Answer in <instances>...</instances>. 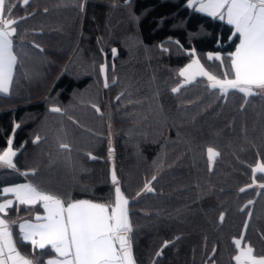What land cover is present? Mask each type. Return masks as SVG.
I'll return each mask as SVG.
<instances>
[{"label":"trees","instance_id":"trees-1","mask_svg":"<svg viewBox=\"0 0 264 264\" xmlns=\"http://www.w3.org/2000/svg\"><path fill=\"white\" fill-rule=\"evenodd\" d=\"M5 2V18L18 21L17 64L0 95V153L12 139L17 155L0 189L28 181L65 201L105 202L115 168L135 264H236L234 239L264 254V174L253 182L264 162V97H224L203 78L172 91L189 52L235 50L231 26L187 0ZM214 64L207 71L223 79L229 61ZM209 148L219 155L210 160ZM148 181L152 192L142 191ZM42 252L41 261L52 256Z\"/></svg>","mask_w":264,"mask_h":264},{"label":"snow or ice","instance_id":"snow-or-ice-1","mask_svg":"<svg viewBox=\"0 0 264 264\" xmlns=\"http://www.w3.org/2000/svg\"><path fill=\"white\" fill-rule=\"evenodd\" d=\"M23 3L27 5L28 0H23ZM11 7L13 5H6L5 0H0V93L4 94L10 93L17 64L13 37L16 36L14 25L18 21L5 18L6 12L10 15ZM186 7L230 25L229 40L235 37L239 42L235 44L234 51L223 56L219 52L208 54L209 60L219 61L221 65L225 59L229 61L223 79L208 72L199 59L194 58L179 71L184 83H191L197 76L206 77L209 82L207 86L218 89L224 97L230 91L242 93L245 98L255 95V90L264 91V0H187ZM116 51L112 49L114 55ZM188 54L195 56L194 50ZM112 67L114 70V65ZM99 71L104 76V87L107 88L108 65L101 64ZM172 91L179 92L180 88H173ZM96 110L99 111V108ZM50 111L59 113L61 109L52 107ZM39 140L37 136L36 141ZM11 144L9 139L8 148L0 154V166L15 169L13 157L16 153ZM61 147L67 148V145L62 144ZM208 154L210 160L219 155L211 148ZM256 173L264 174V162L253 168L254 183ZM23 175L27 177L29 173ZM111 180L115 186L114 195L105 202L93 199L65 201L57 195L41 191L31 183L0 189V194L14 197L0 202V264H33L18 250L9 221L4 218L14 203L42 205L44 215H37L35 222L25 220L19 223L18 230L19 239L30 244L33 250L49 249L54 253L46 264H135L129 237L133 230L129 218V200L121 189L115 168ZM151 180H156V177L152 176ZM259 187L264 188V183ZM142 191H154L150 181L145 183ZM16 210H19L18 207ZM234 245L237 250L234 256L236 264H264V254H256L250 244L244 246L242 239H234Z\"/></svg>","mask_w":264,"mask_h":264},{"label":"crops","instance_id":"crops-1","mask_svg":"<svg viewBox=\"0 0 264 264\" xmlns=\"http://www.w3.org/2000/svg\"><path fill=\"white\" fill-rule=\"evenodd\" d=\"M200 14H203L205 16H207L206 14L204 13H200ZM209 17V16H208ZM230 26V25H229ZM14 50V48H13ZM16 69V67H15ZM14 75H15V70H14ZM14 75H13V78H14ZM13 84V82H12ZM11 89H12V86H11ZM11 92V90H10ZM256 94L264 97V91H260V90H255ZM10 93L8 94H4V93H0V95H9ZM12 141V139H11ZM12 144H13V141H12ZM11 144V147L13 149V151L16 153L17 155V152L14 150L13 148V145ZM16 155L13 157V162L15 163V158H16ZM4 169H9L7 167H4V166H0V171L1 170H4ZM11 170H15V169H11ZM16 171V170H15ZM23 175V173H20ZM24 183H30V182H24ZM21 184V183H19ZM15 185V184H14ZM8 186H12V185H7V186H4V187H8ZM3 188V187H2ZM5 198H10V199H14V197H12L11 194H8L7 196H4L2 194H0V202H3V200ZM20 210L21 208H26V209H30V212L27 214V215H24V216H21V217H17V218H9V216L11 215V212H14L16 209ZM18 210V211H19ZM17 211V210H16ZM2 215V214H0ZM37 215H44V212H43V208H42V205L41 204H36V205H33V206H24V205H18L16 203H14L13 207L11 209L8 210V213L7 215L4 217L5 219H7L9 221V226L13 232V236H14V239H16V243H17V248L18 250L20 251V253L28 258V259H31L33 261V264H46V261L47 259L51 258L52 256H54V253H52V256H48L45 260H42L41 261V258H40V252L42 251H49V249H45V250H39V249H36V250H33L32 246L30 244H26V243H23L20 239H19V230H18V225L19 223H22L24 222L25 220H30V221H33L35 222V217Z\"/></svg>","mask_w":264,"mask_h":264},{"label":"rangeland","instance_id":"rangeland-1","mask_svg":"<svg viewBox=\"0 0 264 264\" xmlns=\"http://www.w3.org/2000/svg\"><path fill=\"white\" fill-rule=\"evenodd\" d=\"M194 58H198L199 59V61H200V63L203 65V67L206 69V67H207V61H209V62H211V63H215V62H218V61H216V60H209L208 59V55L207 56H200V55H198V54H196L195 53V56H192V59H194ZM192 62V61H191ZM190 62V63H191ZM215 65V64H214ZM213 65V68L215 69V66ZM208 68V67H207ZM207 70V69H206ZM178 78H179V88L180 87H184V86H186V85H188V84H191V83H193V82H195L197 79H200V78H203V79H205L206 81H207V79H206V77H200V76H197L196 77V79L195 80H193L191 83H188V84H186V83H184V77H181L180 75H179V73H178ZM208 82V81H207ZM209 83V82H208ZM109 145L110 146H113L114 145V140H113V136H111V138H110V143H109ZM5 151V150H4ZM3 151V152H4ZM16 151V150H15ZM3 152H1L0 154H2Z\"/></svg>","mask_w":264,"mask_h":264},{"label":"water","instance_id":"water-1","mask_svg":"<svg viewBox=\"0 0 264 264\" xmlns=\"http://www.w3.org/2000/svg\"><path fill=\"white\" fill-rule=\"evenodd\" d=\"M129 206H130V202H129V205H128V210H129ZM129 218H130V215H129ZM131 222V221H130Z\"/></svg>","mask_w":264,"mask_h":264}]
</instances>
